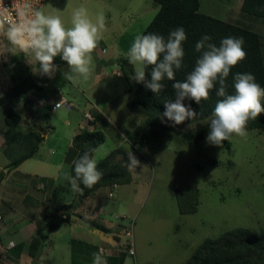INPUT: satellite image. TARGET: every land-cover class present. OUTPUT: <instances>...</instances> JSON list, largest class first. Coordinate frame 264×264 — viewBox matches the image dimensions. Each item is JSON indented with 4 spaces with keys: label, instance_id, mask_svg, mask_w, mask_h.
I'll return each mask as SVG.
<instances>
[{
    "label": "crops",
    "instance_id": "crops-1",
    "mask_svg": "<svg viewBox=\"0 0 264 264\" xmlns=\"http://www.w3.org/2000/svg\"><path fill=\"white\" fill-rule=\"evenodd\" d=\"M54 1L56 0H43L41 6L46 14L59 15L65 27L72 26L73 10L84 7L94 23L98 16L103 15L105 31L120 29V32L112 38V43H104L108 32L102 33L92 53L91 75L87 80L76 74H73L72 80L65 79L63 73L69 71L66 62L58 66L54 78L41 76L33 70L38 65L33 63L32 66L23 54L22 70L17 73L0 72V264H32L27 253L30 239L43 235L52 249L62 232L65 234L60 249L63 264H93L92 254L101 251L107 264H133L134 260L127 255L124 246L125 239L120 235L122 222L126 220L124 215L127 214L124 210L125 214L113 215L115 204L116 207L125 206L127 201L107 200H113L115 191L119 197V190L116 188L130 184L131 175L126 184H117L113 188L111 185L97 187L79 204H76L77 197L65 177L70 176V165L78 152L72 143L73 137L82 129L99 131L104 137L106 126H110L102 97L105 90L110 89L114 83H118L119 88L120 83L119 95L131 98L119 61L129 62V50L123 48L126 39L134 42L151 19L144 22L143 28L132 29L133 25L129 24L132 19L124 17L127 14H122L123 7H130V14L135 16L137 13H145L147 6L156 12L158 4L154 0H127L120 10L114 6L117 0H68L60 8L54 5ZM103 9L110 10L108 17L103 14ZM14 88L23 96H15L12 92ZM109 92L113 94V90ZM59 98L64 99L67 106L50 111V105ZM40 101L44 103L41 104ZM106 101L111 102V98ZM9 110L19 115L22 131L35 128L41 135L32 156L10 169L5 168L8 159L3 154V131L6 128L3 119ZM84 113H88L91 118H85ZM115 132L117 136H126L120 131ZM52 147L57 150L53 152ZM96 147L92 151V158ZM32 186L35 187V193L30 191ZM108 192L111 193L110 196ZM31 199L29 203L28 200ZM61 205L67 207L60 209ZM50 221L56 222V226L46 231ZM41 243L33 264H50L48 255L43 251V242Z\"/></svg>",
    "mask_w": 264,
    "mask_h": 264
},
{
    "label": "rangeland",
    "instance_id": "rangeland-1",
    "mask_svg": "<svg viewBox=\"0 0 264 264\" xmlns=\"http://www.w3.org/2000/svg\"><path fill=\"white\" fill-rule=\"evenodd\" d=\"M67 1L56 0L54 5L60 8ZM126 1L117 0L114 6L121 10ZM198 4L201 13L256 32L260 36L264 62V19L243 13L239 9L241 0H198ZM122 10V14H127L124 16H128L127 20H133L129 22L133 25L132 29L143 28L144 22H148L155 13L150 6L145 13L135 16L130 14L128 6ZM102 12L108 17L110 10L103 9ZM108 30L103 31L108 32L104 43H112V38L120 32V29ZM132 43L126 39V47L123 48L129 50ZM8 47L6 39L0 36V72L17 73L23 69L22 54L17 52L14 55L7 51ZM132 68L134 72L135 66L132 65ZM117 87L118 83H114L102 95L110 126H106L105 139L96 147L94 159L99 161L115 146H120L140 161L136 170H128L131 183L116 188L119 197L115 191L116 197L107 199L127 201L125 206L116 207L115 204L113 215L126 212L122 226L131 221L133 264H180L205 238L217 237L234 227L264 231L263 123L258 127H247L249 134L246 140L234 135L222 147L206 142L213 116L178 125L171 130H161L154 140L131 144L125 135L117 136L115 131L126 134L127 130L143 120L144 115L126 108L129 97L119 95L120 83ZM111 90L114 96L109 92ZM129 95L133 96L131 92ZM109 98L111 102L106 101ZM191 131H200V137L192 141L187 137ZM51 150L55 152L57 149L52 147ZM178 187L197 190L198 202L194 213L177 212L173 190ZM30 191L35 193V187L32 186ZM31 201L28 200L29 203ZM37 231L40 232V229ZM63 233L56 238L52 249L43 235L37 237L43 242V251L48 255L50 264H63L60 258Z\"/></svg>",
    "mask_w": 264,
    "mask_h": 264
},
{
    "label": "clouds",
    "instance_id": "clouds-1",
    "mask_svg": "<svg viewBox=\"0 0 264 264\" xmlns=\"http://www.w3.org/2000/svg\"><path fill=\"white\" fill-rule=\"evenodd\" d=\"M71 25L65 27L59 15L46 14L34 0H12L10 7L0 0V36L9 45L7 51L14 55L17 52L23 54L32 66L33 63L38 65L33 68L34 72L49 79L54 78L58 70L54 63L56 57L68 65L69 71L63 73L65 79L72 80L76 74L87 80L91 75L92 53L105 29L104 18L100 15L94 23L87 10L79 7L72 12ZM186 39L183 27L171 30L167 38L155 33L137 35L127 53L129 63L135 66L132 78L154 94H160L165 87L163 81H175V72L184 66L182 45ZM211 40L212 37L205 34L195 44L200 56L186 79L172 84L176 98L165 101L161 122L166 118L174 125H180L193 119L197 113L190 105H185V99L199 105L210 98V91L215 88L216 96L222 99L215 105L206 142L222 147L234 135L247 139L249 120H256L264 114V88L256 82L253 74L235 73L234 93L229 94L227 78L232 68L246 59L244 38L229 36L222 39L219 46ZM149 67L150 80L146 79ZM59 107L61 102L55 105L54 111ZM127 155L128 170H136L140 161L132 152ZM74 173V176L65 177L74 192H82L81 183L92 188L102 178L97 161L87 151L75 161ZM92 255L93 264H107L102 251Z\"/></svg>",
    "mask_w": 264,
    "mask_h": 264
},
{
    "label": "trees",
    "instance_id": "trees-1",
    "mask_svg": "<svg viewBox=\"0 0 264 264\" xmlns=\"http://www.w3.org/2000/svg\"><path fill=\"white\" fill-rule=\"evenodd\" d=\"M154 2L158 4V8L140 35L155 33L167 38L171 30L183 27L187 36L182 45L185 52L184 66L175 72V81L165 79L163 81L165 87L162 92L154 94L144 84L131 80L134 72L129 62L119 61L120 71L128 84V91L133 95L127 100L126 108L144 115L143 120L126 133V139L131 144L154 140L161 130H171L178 126L167 121L166 118L165 122H161V116L165 111V101L175 100V90L172 84L176 81H184L194 69L196 60L200 56V53L195 50V44L205 34L212 37L211 42L217 46L220 45L222 39L229 36L244 38L243 49L246 52V59L232 68L227 78L229 94L234 93L233 76L235 73H251L255 76L256 82L262 88L264 87V62L260 36L256 32L199 12L198 0H154ZM239 9L245 14L264 19V0H241ZM64 62L60 57L54 59L57 66ZM150 72L151 67L146 70V79L150 80ZM12 92L15 96H23L17 91V88H14ZM220 99L222 98L216 96L215 88L210 91V98L207 101H201L199 105L194 101L185 99V105H190L197 115L193 119L185 120L182 124L195 123L213 116L215 105ZM262 105H264V101H262ZM3 121L6 126L3 131V154L8 159L7 167L10 169L32 156L41 140V135L40 131L35 128L22 131L19 125L20 117L12 110L5 113ZM261 123L264 124V114H261L256 120H249L247 127H258ZM199 134L200 131H191L187 137L193 141L200 137ZM103 140L104 137L101 132L85 129L73 137L72 143L78 152L70 165V176L75 175V161L86 151L91 156L94 148ZM127 160L128 155L124 148L118 146L110 150L97 162V169L102 173V178L92 188L84 187L81 183L82 192H74L77 197L76 204H79L85 196L99 186L128 183L130 173L127 168ZM1 177L2 173H0V179ZM173 191L179 214H191L196 211L198 198L195 188L178 187L174 188ZM66 207L67 205H61L59 208ZM55 226L56 222L50 221L46 231ZM98 228L106 231L101 226ZM40 245L41 240L37 237H32L29 241L27 253L32 264L39 253ZM180 264H264V231L254 232L245 227H234L222 232L217 237L205 238L193 248L191 254Z\"/></svg>",
    "mask_w": 264,
    "mask_h": 264
},
{
    "label": "built area",
    "instance_id": "built-area-1",
    "mask_svg": "<svg viewBox=\"0 0 264 264\" xmlns=\"http://www.w3.org/2000/svg\"><path fill=\"white\" fill-rule=\"evenodd\" d=\"M11 2L12 0H4V3L6 6H11ZM34 2L36 3L37 7H40L43 3V0H34ZM61 102V106H67L66 102L64 101V99L59 98L57 101H54L51 105H50V111H54L55 109V105L57 103ZM84 117L85 118H91L90 115L88 113H84ZM116 184H112L111 187H115ZM111 193L108 192V196H110ZM120 235L124 237L125 242H124V246L126 248V252L128 256H132L134 251H133V243H132V235H131V221L129 220L128 223L124 226H122V228L120 229Z\"/></svg>",
    "mask_w": 264,
    "mask_h": 264
},
{
    "label": "water",
    "instance_id": "water-1",
    "mask_svg": "<svg viewBox=\"0 0 264 264\" xmlns=\"http://www.w3.org/2000/svg\"><path fill=\"white\" fill-rule=\"evenodd\" d=\"M131 80H134L133 78H131ZM44 133V132H43Z\"/></svg>",
    "mask_w": 264,
    "mask_h": 264
}]
</instances>
